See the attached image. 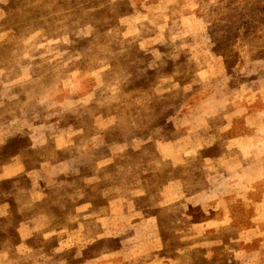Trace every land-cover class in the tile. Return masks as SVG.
<instances>
[{
  "label": "rangeland",
  "instance_id": "rangeland-1",
  "mask_svg": "<svg viewBox=\"0 0 264 264\" xmlns=\"http://www.w3.org/2000/svg\"><path fill=\"white\" fill-rule=\"evenodd\" d=\"M263 111L264 0H0V264H264Z\"/></svg>",
  "mask_w": 264,
  "mask_h": 264
},
{
  "label": "crops",
  "instance_id": "crops-1",
  "mask_svg": "<svg viewBox=\"0 0 264 264\" xmlns=\"http://www.w3.org/2000/svg\"><path fill=\"white\" fill-rule=\"evenodd\" d=\"M200 104L202 108L201 111L204 113L201 118L203 127L207 126L209 121L213 118H216L217 116L221 118V120L225 121L224 123H228L227 124L228 126L230 123H232L229 127H227L228 128L226 131L227 140L224 145L225 149L223 153L217 158V160L219 161L218 164L221 165L220 168L224 171L229 169H232V171H237L240 167H244L245 169H247L246 172H252V171L256 172L258 165L253 162L254 158H256V154L253 151L246 150L243 147V145L245 142H248V140L256 141L258 139L257 136L258 124L256 123V120H258V116H260V114L258 115L256 111H253V112H249L248 116L243 118L235 117L236 115H232V117L224 118L225 119L224 120L222 117H220V115L222 114L220 111H217L210 115V112L212 111L210 108L213 106V103L202 100ZM262 114H264V111ZM179 119H183V118H179ZM238 119H240V121L236 122ZM151 135L152 133L150 134V136ZM188 135L189 133L186 136ZM152 137L154 136L152 135ZM182 140L186 141L189 139L185 138ZM195 142H196L195 139L191 138V143L195 144ZM178 147L179 144L177 143V140L176 141L168 140L163 142L159 140V142L157 141V144L155 145L154 149L156 150L158 156H160L163 160L170 161L171 163H173V166L175 167L177 166V164H180L182 162V160H180L181 154L179 153L180 151ZM189 154L190 153H188V155ZM243 157L246 158V160L243 163L242 162L238 163L239 161H241ZM7 170L13 172L12 175L10 176H15L20 173V169L13 166L8 168ZM27 176L29 177L31 175H27ZM31 181L35 182L36 180L31 179ZM183 187L184 186L180 180H173L170 181L167 185H165L161 192L162 199L158 201L157 210L170 209L173 205L177 204L178 201L181 199L178 198V193L182 191ZM151 221L153 222L151 224L153 228V233L154 235H158L159 234L158 231L155 232V230L157 229V225L159 226L158 216L156 214H153ZM153 241L156 243L155 239ZM152 250H155V248H153Z\"/></svg>",
  "mask_w": 264,
  "mask_h": 264
}]
</instances>
